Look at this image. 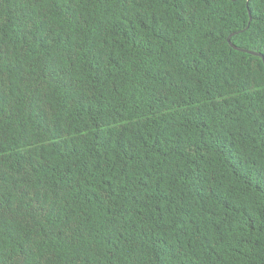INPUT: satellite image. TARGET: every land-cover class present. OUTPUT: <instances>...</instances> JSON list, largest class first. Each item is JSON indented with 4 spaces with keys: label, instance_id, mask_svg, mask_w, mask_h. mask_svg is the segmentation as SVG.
<instances>
[{
    "label": "trees",
    "instance_id": "1",
    "mask_svg": "<svg viewBox=\"0 0 264 264\" xmlns=\"http://www.w3.org/2000/svg\"><path fill=\"white\" fill-rule=\"evenodd\" d=\"M264 0H0V264H264Z\"/></svg>",
    "mask_w": 264,
    "mask_h": 264
},
{
    "label": "water",
    "instance_id": "2",
    "mask_svg": "<svg viewBox=\"0 0 264 264\" xmlns=\"http://www.w3.org/2000/svg\"><path fill=\"white\" fill-rule=\"evenodd\" d=\"M230 43H231V45H232L234 48H237V49H240V50H243V51H247V52H250V53L256 54V55L260 56L261 58H263V60H264V55H263V53L258 52V51L249 50V49H247V48L239 47V46H237L236 44H234V43L231 42V41H230Z\"/></svg>",
    "mask_w": 264,
    "mask_h": 264
}]
</instances>
